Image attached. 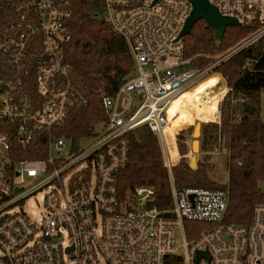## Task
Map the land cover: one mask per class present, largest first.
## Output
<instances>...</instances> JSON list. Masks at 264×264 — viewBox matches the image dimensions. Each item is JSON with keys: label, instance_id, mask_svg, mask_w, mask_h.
<instances>
[{"label": "built area", "instance_id": "1", "mask_svg": "<svg viewBox=\"0 0 264 264\" xmlns=\"http://www.w3.org/2000/svg\"><path fill=\"white\" fill-rule=\"evenodd\" d=\"M209 1L252 31L212 64L182 70L191 60L180 37L193 9L189 0H104L135 70L115 95L102 94L107 121L75 145L57 134L73 110L88 104L65 52L72 39L68 2L0 0V264H264V205L255 206L251 224H228V188L174 183L183 131L174 138L169 132L172 104L264 37V0ZM144 124L161 147L171 207L153 205L150 186L119 192L127 135ZM29 149L40 157L19 158ZM39 191L44 212L32 220L18 204ZM187 220L210 225L189 239Z\"/></svg>", "mask_w": 264, "mask_h": 264}, {"label": "trees", "instance_id": "2", "mask_svg": "<svg viewBox=\"0 0 264 264\" xmlns=\"http://www.w3.org/2000/svg\"><path fill=\"white\" fill-rule=\"evenodd\" d=\"M66 1L72 12L69 21L72 39L65 48L66 57L84 82L88 104L73 110L57 134L78 145L82 137L90 135L97 125L107 121L101 96L104 93L116 94L133 75L135 60L127 41L107 21L104 0ZM251 31V26H229L218 44L214 38L215 29L204 20L198 21L184 38V58L191 60L181 69L203 68L212 64L216 56L226 52ZM213 72L222 74L228 86L221 104V121L203 123L201 151L205 155L195 169L185 158L187 144L184 132L179 134L177 146L182 156L173 167L174 183L179 189L228 188L230 200L224 223L249 225L255 206L264 205V191L260 187L264 182V121L260 114L261 92L264 91V37L219 63ZM245 103L254 107L253 113L244 110ZM190 114L175 116L169 128L172 138L178 129L187 126L184 124L192 122ZM179 125L182 126L177 127ZM190 130L189 127L187 132ZM127 136L128 160L119 173L121 196H125L130 186L146 185L154 188L156 197L153 205L161 209L171 207V186L157 136L147 124L131 130ZM221 141V148L227 151L226 183H218L209 175L213 165L208 160L211 152L220 148ZM26 151L19 154V158L40 157L30 149V152ZM171 155L176 157L177 154L173 151ZM209 225L207 222L185 221L187 237L195 238ZM165 264H169V260Z\"/></svg>", "mask_w": 264, "mask_h": 264}, {"label": "rangeland", "instance_id": "3", "mask_svg": "<svg viewBox=\"0 0 264 264\" xmlns=\"http://www.w3.org/2000/svg\"><path fill=\"white\" fill-rule=\"evenodd\" d=\"M238 43L239 42H237L235 45H233L230 48L233 49ZM230 48H228V51L231 50ZM227 57L228 56H226L225 58ZM219 83H217L216 87H212V86L208 87L207 88L208 91L211 89L210 92L206 93L204 96L199 97L200 100L195 99V98L194 99L186 98L184 100L183 106H181L180 109H177L179 110L178 112H180L179 114L185 115V114L191 113L190 115H192L191 116L192 122L190 124H184L187 126L179 129V132L181 131L184 132V136H185V140L187 144V150H186L187 152L185 154V158L187 159L189 163L191 161V158L193 156H196V165H198V162L202 161L205 155V153L201 151V134H202L203 123L207 121H214V122L220 123L221 121V116H220L221 115V104L223 101L224 94L228 91V86L224 88H220ZM211 95H212L211 102L208 103L207 105H201L202 101ZM197 104L200 105V108L197 106ZM260 114L264 121V91L261 92ZM180 126L182 125H179L177 127H180ZM189 127L191 128V130L188 133L187 129ZM196 127H198L197 135L194 132ZM168 139L170 140L171 138L168 137ZM194 141H198L199 143L198 152H194L193 150ZM222 144H223V141H221L220 148H216L213 152H211V156L208 160L209 164L213 165V169L210 171L209 175L212 180L218 183H226L228 181L227 151L224 148H221ZM170 148L174 149L173 146H170ZM181 156L182 155L179 152V157H180L179 161L181 160ZM31 185H32V182H28L24 186L25 188H27V187H30ZM260 187L264 191V182L260 183ZM43 195L44 193L42 191H39L31 195L30 197H28L25 201L18 204L19 206H22L24 208V210L26 211V213L29 215V217L32 220H36V219L39 220L41 218L42 213L44 212Z\"/></svg>", "mask_w": 264, "mask_h": 264}, {"label": "water", "instance_id": "4", "mask_svg": "<svg viewBox=\"0 0 264 264\" xmlns=\"http://www.w3.org/2000/svg\"><path fill=\"white\" fill-rule=\"evenodd\" d=\"M159 0H154L153 4L157 3ZM192 4V11L189 17L186 20V23L180 33V37L185 38L189 35L192 31L194 25L200 21L204 20L207 22L208 25L215 29V41L216 43H221L223 36L225 34L226 29L229 26H238L240 22L237 18L223 15L209 0H189ZM244 110L248 113L254 112V107L248 103L244 104ZM193 150L194 152H198L199 150V143L198 141H194L193 143ZM192 169L197 167L196 165V156L191 158L189 163ZM205 254L204 252L199 253V258Z\"/></svg>", "mask_w": 264, "mask_h": 264}, {"label": "bare ground", "instance_id": "5", "mask_svg": "<svg viewBox=\"0 0 264 264\" xmlns=\"http://www.w3.org/2000/svg\"><path fill=\"white\" fill-rule=\"evenodd\" d=\"M216 73L208 76L207 78L200 81L198 84H196L191 89L185 91L181 96H179L171 106L172 117H175L176 115H178L180 113V112H178L179 110H177V109H180V107L183 106L184 100L186 98H189V99L195 98V99L200 100L199 97L204 96L206 93L210 92L211 89L208 91V89H207L208 87H211V86L216 87L217 83H219V82H220L219 83L220 88L226 87V84H225L224 80L222 79L221 75L216 74ZM216 77H217V79H216ZM218 79H222V80H218ZM211 99H212V95L209 96L208 98H205V100L202 99L203 101H202L201 105H207L211 101ZM197 106L200 107L199 104H197ZM194 132L196 135L198 134V127L195 128Z\"/></svg>", "mask_w": 264, "mask_h": 264}, {"label": "crops", "instance_id": "6", "mask_svg": "<svg viewBox=\"0 0 264 264\" xmlns=\"http://www.w3.org/2000/svg\"><path fill=\"white\" fill-rule=\"evenodd\" d=\"M216 74H220V73H216ZM220 75H222V74H220ZM216 79H217V77H216ZM218 80H222V79H218ZM224 81H225L226 86H227V81H226V80H224ZM174 137H175V135H174ZM171 159H172L173 162L177 161V159H178V155H176V157H173V156L171 155Z\"/></svg>", "mask_w": 264, "mask_h": 264}]
</instances>
